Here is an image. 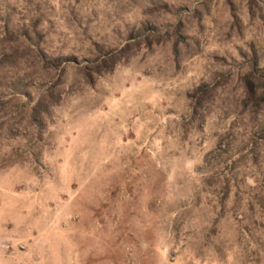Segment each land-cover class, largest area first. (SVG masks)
I'll return each instance as SVG.
<instances>
[{"label": "rangeland", "instance_id": "rangeland-1", "mask_svg": "<svg viewBox=\"0 0 264 264\" xmlns=\"http://www.w3.org/2000/svg\"><path fill=\"white\" fill-rule=\"evenodd\" d=\"M0 264H264V0H0Z\"/></svg>", "mask_w": 264, "mask_h": 264}, {"label": "trees", "instance_id": "trees-1", "mask_svg": "<svg viewBox=\"0 0 264 264\" xmlns=\"http://www.w3.org/2000/svg\"><path fill=\"white\" fill-rule=\"evenodd\" d=\"M139 44V42L137 41L136 43H127L125 45H123L122 47H120L117 51H115L114 53H110V55H107L101 59H98V61L96 62L94 68H95V72H98L100 69H110L115 62H117L118 60H124L126 59V57L129 54V51L132 50V52L136 49V46ZM246 88V93L247 96L250 94V90H249V85L246 84L245 85Z\"/></svg>", "mask_w": 264, "mask_h": 264}]
</instances>
